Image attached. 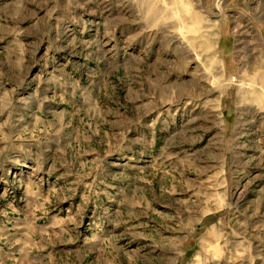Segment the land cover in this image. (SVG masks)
<instances>
[{
	"label": "rangeland",
	"instance_id": "374dc122",
	"mask_svg": "<svg viewBox=\"0 0 264 264\" xmlns=\"http://www.w3.org/2000/svg\"><path fill=\"white\" fill-rule=\"evenodd\" d=\"M0 264H264V0H0Z\"/></svg>",
	"mask_w": 264,
	"mask_h": 264
},
{
	"label": "crops",
	"instance_id": "0c3cea01",
	"mask_svg": "<svg viewBox=\"0 0 264 264\" xmlns=\"http://www.w3.org/2000/svg\"><path fill=\"white\" fill-rule=\"evenodd\" d=\"M222 116H223V114H222ZM187 117H189V116H187ZM225 118L226 119L223 120V124L225 126L224 129H223V132H224V135L227 136L232 131V127L231 126H232L234 121H233V118L231 116H229L228 113H227Z\"/></svg>",
	"mask_w": 264,
	"mask_h": 264
}]
</instances>
